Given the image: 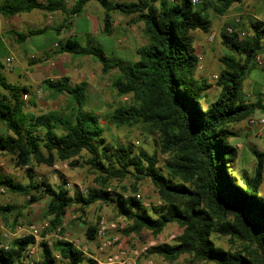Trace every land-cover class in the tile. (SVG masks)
I'll use <instances>...</instances> for the list:
<instances>
[{
  "label": "trees",
  "instance_id": "obj_1",
  "mask_svg": "<svg viewBox=\"0 0 264 264\" xmlns=\"http://www.w3.org/2000/svg\"><path fill=\"white\" fill-rule=\"evenodd\" d=\"M91 0H7L0 4V13L11 16L40 9L46 13L64 14L54 28L59 35L72 18L82 13ZM103 8L101 31L111 34L112 14L135 15L141 22L146 42L135 49V59L123 60L87 40L74 37L56 41L53 54L90 56L100 64L103 74L114 72L110 85L119 103L105 118L116 127L143 123L158 135L155 150L149 153L132 142L114 145L106 142L100 115L85 110L88 94L84 82L71 83L68 77L44 79L40 89L54 99L66 96L59 109L35 113L25 109L22 95L36 107V96L30 86L8 82L0 71V153L12 155L16 167H26L28 181L21 183L0 172V186L6 191L27 196L30 205L49 196L46 217L47 232L60 226L65 212L72 206L83 213L96 202L115 205L116 213L125 221V234L149 230L159 234L170 223L181 231L172 243L151 246L146 257L160 256L174 262L181 255L209 264H264V148L253 149L255 165L252 174L238 172L235 160L238 150L229 143L235 135L233 125L264 112L262 98L249 100L243 82L256 67L255 54L261 50V22L252 24L253 31L242 40L223 29L220 42L227 49L220 57L221 67L214 81L219 92L208 100L210 84L198 78L199 59L193 46V32H207L211 20L207 10L222 15L231 4L241 0H95ZM46 28L15 33L16 40L41 34ZM35 60L32 61V63ZM0 62V70L2 68ZM158 154L166 156L159 165ZM78 158L93 176L86 193L70 195L64 183L52 185L37 181L33 168L52 166L68 161L77 166ZM131 179L122 193L109 190L112 181ZM148 179L155 188L160 204L147 208L137 199V184ZM127 194V196H125ZM14 206L0 205V216L6 217ZM98 222L88 224L85 234L95 240ZM225 238L227 247L217 243ZM0 230V243L2 242ZM31 236L13 237L7 248L0 246V264H24L25 251L33 243ZM58 254V258L55 257ZM35 264H95L71 242L51 239L42 242L41 260Z\"/></svg>",
  "mask_w": 264,
  "mask_h": 264
},
{
  "label": "rangeland",
  "instance_id": "obj_2",
  "mask_svg": "<svg viewBox=\"0 0 264 264\" xmlns=\"http://www.w3.org/2000/svg\"><path fill=\"white\" fill-rule=\"evenodd\" d=\"M120 1H130V0H120ZM102 9L97 1L92 0L89 2L81 14H79L80 23L83 22L82 19L88 16L96 17L98 22L101 23V17L98 15V11ZM208 17L211 21L215 20L216 13L208 9ZM135 18V15L133 16ZM84 23V22H83ZM124 23V20L121 21V24ZM131 25V22H128ZM137 28L134 41L135 44H143L146 42V37L144 35L142 24L135 25ZM93 29V28H92ZM91 29L90 33L77 35V39L80 43L84 44L87 40H91L94 44L100 46L106 55H110L111 42L108 40L106 34H100L99 32H94ZM114 39V36L111 37ZM53 38L52 33L44 32L43 34L35 35L33 38V43L35 49L37 46H48L51 44ZM219 41V42H218ZM218 45L214 47L212 51L213 59H211L210 64V73H218L221 63L220 57L226 53L227 49L220 43V40H217ZM83 56H77V59H80ZM90 57V56H89ZM2 55H0V61H2ZM98 64V65H97ZM77 82H85L88 86V102L84 106L85 110L94 111L100 115V125L103 128V137L106 142L112 143L114 145L124 144L132 142L136 148H142L148 151L149 153L154 152L155 150V141L158 138L156 132L152 131L147 125L143 123H135L131 126H120L116 127L112 123L108 122L105 118L106 113L113 110L119 103L127 101V97H119L115 94L114 90L111 88L110 82L114 76V72L103 74L100 70V64L94 60H89L83 65H77ZM215 73V74H216ZM4 76L9 82L13 83V80L9 78L7 72H3ZM203 77V76H202ZM209 82L210 87L208 88V100L211 101L217 96L219 89L215 86L214 80L212 78ZM40 85H35L32 87V91L36 96V107H31L28 105V100L30 96L27 94L26 98H22L25 101V109L32 110L35 113L41 111H47L49 109H59L61 108L65 101L66 96L60 94L56 98H52L51 95L40 89ZM243 92L245 96L250 100H255L258 97L263 99L264 102V76L262 75L258 66L250 70L249 74L246 76L243 82ZM254 128L253 124L249 125ZM0 132H4V127L0 122ZM264 137V136H263ZM262 137V138H263ZM253 149L257 148V144H252ZM259 145V144H258ZM262 147V146H261ZM264 147V146H263ZM166 156L158 154L159 165H162L165 162ZM79 162L77 166L71 167L69 162H67V167H59V169H54L51 166L46 165H37L33 168L34 175L37 181L42 179L46 182L57 185L65 183V181H70L72 187L68 189L69 194L72 195L76 191V184H80L86 189L93 184V174L90 169L82 163V158H78ZM60 163V162H58ZM245 164V163H244ZM249 168V166H247ZM27 169L23 167H16L15 161L12 155L6 153H0V172L8 177L13 178L15 181L21 183H26L28 181ZM243 172L244 169H242ZM246 170V169H245ZM238 172H241L239 170ZM253 173V171H252ZM250 173V174H252ZM133 183L131 179H124L122 182L116 180L112 181L111 187L109 190L122 193L121 184L125 185L130 189V185ZM137 193L140 194V199L147 208L152 207L153 205L158 204V196L155 192L154 186L148 179L140 180L137 184ZM9 199L10 204L14 206V209L10 213H6V217L0 216V230L2 232L3 242L10 244L13 237H5L6 233H13L17 227H26L29 224L41 223L44 220H48L49 217H46V207L49 201V196L45 195L38 201L28 205L27 196L18 195L7 191L6 195L2 199ZM100 218L105 219L106 221H122L125 225V221L118 216L116 213L115 205L112 202L102 203L96 202L90 206H87L84 209V212L81 213L76 210L75 206L70 207L63 216L62 226L64 227L63 233H68L69 237L78 240V249L83 251L85 257H96L103 258L104 254H98L96 251V240H89L85 234L86 228L90 223H96ZM181 228L175 224H168L162 232L159 234H153L149 230H142L139 233L125 234L123 230H115L110 234L117 236L121 248L126 249L130 246H142L148 245L149 247L161 243H172L175 237L180 233ZM54 239V237H51ZM217 243L227 247L225 238H216ZM111 248V251H116L117 248ZM152 258L153 260H159L165 264H209L204 261H194L188 255H181L174 262L170 263L162 259L160 256H150L141 255L137 262L139 264H145L146 260ZM36 262L41 260V249L38 248L37 253L34 256Z\"/></svg>",
  "mask_w": 264,
  "mask_h": 264
},
{
  "label": "crops",
  "instance_id": "obj_3",
  "mask_svg": "<svg viewBox=\"0 0 264 264\" xmlns=\"http://www.w3.org/2000/svg\"><path fill=\"white\" fill-rule=\"evenodd\" d=\"M4 1L7 0H0V4ZM89 2L85 4L84 8ZM249 3L255 7L258 18H263L264 0H241L240 2L231 4L224 14L219 15L216 13L215 20L211 21V27L207 32L196 30L192 33L195 54L200 58L202 66L201 68H197L195 72L198 78H206L208 83L211 82V75L216 72L209 75L210 61L213 59L212 51L214 47L218 45L219 41L217 42V40H220V33L224 29L225 24L231 22V16L239 11L244 4ZM98 15L101 17L100 19H102L103 8L98 11ZM133 16L134 15H123L117 12L113 13V31L111 34H106L108 40H110L112 44L110 53L123 60L135 59V49L139 46V44H135L133 38L137 30L133 24L139 25L142 23L133 22ZM63 19L64 14L60 12L46 13L40 9H33L29 12H21L11 16H4L0 13V55L3 57V60L0 61L3 66L0 71L3 76V72H7L9 78L13 80V83H10L33 87L37 84L39 85L44 79H56L61 76L68 77L71 83H77V69H81V67L77 68V65H83V63L93 59L89 56H83L77 59V56L68 53L53 54L52 51L56 41L67 37H74L77 39V35L90 33L92 28L94 32H99L100 34L104 33L101 31V23L98 22L96 17H85L82 19L84 23H80L81 19H79V16H75L72 18L71 22L61 30V33L57 35L54 28L58 27ZM122 20H124L123 24H121ZM128 22L132 24L129 25ZM36 28H46L44 32L48 31L52 33L53 40L51 44L48 46L39 45L35 49L33 43L35 35H29L21 41L16 40L17 37L15 33H25ZM209 33L215 35L213 42H208L206 40ZM112 36H114V39H111ZM8 57L12 58L9 66L6 65V59ZM33 60L35 61L32 63ZM259 69L264 76V67H259ZM85 85L88 94V86L86 83ZM260 113L264 112L256 111L253 116ZM232 127L235 135L229 138V143L238 150V156L235 160L236 170L243 171L242 169H244L245 172L250 174L254 170L255 165L252 144H257L258 147L255 148L257 150H262L264 148V127L259 129L254 125V128H252L246 120L236 123ZM247 166H249V168ZM259 190L261 194L264 195V177Z\"/></svg>",
  "mask_w": 264,
  "mask_h": 264
},
{
  "label": "built area",
  "instance_id": "obj_4",
  "mask_svg": "<svg viewBox=\"0 0 264 264\" xmlns=\"http://www.w3.org/2000/svg\"><path fill=\"white\" fill-rule=\"evenodd\" d=\"M173 1V0H170ZM192 5L196 6L200 3V0H190ZM232 20L230 23L225 24L224 30L227 34H235L236 38L238 40H242L246 38L248 35H250L253 31L252 24L256 21L261 22L260 29H262V37L260 39V46L261 50L258 51L254 58L253 62L258 67H264V17L258 18L256 9L252 4H244L242 8L235 12L231 16ZM215 39V35L213 33H209L206 37V40L208 42H213ZM56 45V44H55ZM200 61V58H198ZM11 57H8L6 59V65L9 66L11 64ZM201 63L199 62L198 68H201ZM211 78L215 81L217 79V74H212ZM27 93H24L22 95V98H26ZM254 115V114H253ZM250 116L246 118V122L251 125L257 126L259 129L264 127V113H260L256 116ZM67 162H60V163H54L51 167L54 169H59V167H67ZM25 165L23 168H26ZM72 183L70 181H65L64 187L68 190L72 187ZM76 191L79 193H86L87 189L83 187L80 184H76ZM7 193L4 186H0V205H6L10 201L9 199H2L3 196H5ZM127 196V194H125ZM137 199H140V194H135ZM158 204H160V201L158 200ZM64 224V223H62ZM125 227L124 223L122 221H106L103 218H100L98 221V229L96 232L95 240L96 242V251L98 254H104L103 258H96L92 257L95 260V264H139L137 262V259L145 254L148 249L150 248L148 245H142V246H130L129 248L123 249L120 247V245H117L118 237L111 235L110 233L115 230H122ZM49 228V220H44L41 223L35 224H29L26 227H17V229L13 233H5V237H25V236H31L33 238V243L28 246L27 250L25 251V260L24 264H35L36 261L34 259L35 254L37 253L38 248H42V242H45L47 245H51V237L60 239V240H66L71 242L76 248H78V240L77 239H71L69 237L68 233L61 234L59 232L60 226L56 227L53 230H50L47 232V229ZM115 248L116 251H111V248ZM0 246H3L5 248L8 247V244L5 242H1ZM81 250V249H79ZM82 251V250H81ZM83 252V251H82ZM55 257L58 258V254H55ZM145 264H165L162 261L159 260H153L152 258H149L146 260Z\"/></svg>",
  "mask_w": 264,
  "mask_h": 264
}]
</instances>
